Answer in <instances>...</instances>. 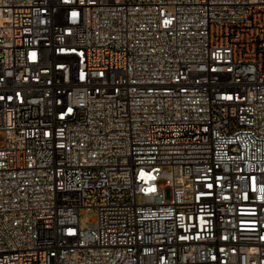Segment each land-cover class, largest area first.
I'll use <instances>...</instances> for the list:
<instances>
[{
    "label": "built area",
    "instance_id": "built-area-1",
    "mask_svg": "<svg viewBox=\"0 0 264 264\" xmlns=\"http://www.w3.org/2000/svg\"><path fill=\"white\" fill-rule=\"evenodd\" d=\"M0 264H264V0H0Z\"/></svg>",
    "mask_w": 264,
    "mask_h": 264
},
{
    "label": "rangeland",
    "instance_id": "rangeland-1",
    "mask_svg": "<svg viewBox=\"0 0 264 264\" xmlns=\"http://www.w3.org/2000/svg\"><path fill=\"white\" fill-rule=\"evenodd\" d=\"M96 216V211L94 208H85L80 213V224L82 227L88 225Z\"/></svg>",
    "mask_w": 264,
    "mask_h": 264
}]
</instances>
